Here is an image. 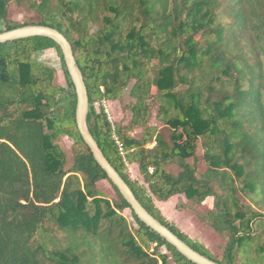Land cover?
Listing matches in <instances>:
<instances>
[{
    "label": "trees",
    "instance_id": "trees-1",
    "mask_svg": "<svg viewBox=\"0 0 264 264\" xmlns=\"http://www.w3.org/2000/svg\"><path fill=\"white\" fill-rule=\"evenodd\" d=\"M12 4L70 42L87 88L89 131L144 208L220 264H264V0H0V32L31 25L6 18ZM47 49L60 59L65 86L36 59ZM129 85L130 125H145L156 100L167 139H153L154 127L133 137L96 109ZM75 106L53 40L0 43V264H194L141 222L108 180L77 130ZM62 137L74 151L67 169ZM199 146L206 170L198 176L187 160ZM131 164L143 182L129 176ZM102 180L114 199L97 187ZM181 194L195 204L214 198L197 216L227 236L222 259L155 205Z\"/></svg>",
    "mask_w": 264,
    "mask_h": 264
},
{
    "label": "rangeland",
    "instance_id": "rangeland-1",
    "mask_svg": "<svg viewBox=\"0 0 264 264\" xmlns=\"http://www.w3.org/2000/svg\"><path fill=\"white\" fill-rule=\"evenodd\" d=\"M6 18L20 24H32L39 21V15L36 12L27 10L24 7H19L15 4H12L8 8ZM2 25L3 24L0 21V28ZM36 59L54 69V82L56 85L65 86V78L61 68L60 59L54 49H47L39 52L36 55ZM130 86L131 85H129V87L123 92L120 100H103L97 102L94 104L96 109L99 110L103 108L107 119H109L111 123L114 125L119 124L133 137L140 138L148 127H154L156 130L150 131L153 134V139H155L157 133H161L163 137L167 139L169 137V130L157 116L158 102L156 100H153L151 103L150 115L145 125H130L131 112L128 109V105L133 101L129 95ZM152 92L154 93V88H152ZM59 143L67 155V163L65 165V168L67 169L72 165L74 158L72 141L68 137H62L60 138ZM154 144L155 142L153 140L146 146L152 147ZM202 154L203 150L199 146L196 159L187 160V162L196 165V175L198 176L206 170V164L202 158ZM167 168L174 173L179 169L176 164H170ZM127 172L132 179L139 178L140 180L138 179V181L143 182V177L140 174L137 164L127 165ZM97 187L100 188L109 199H114L116 197V192L108 181L102 180L97 182ZM213 200V197H207L202 203L195 204L181 194L174 196L170 202H165L164 204H158L155 202V205L157 207L162 205V209L159 208L160 212L169 222L176 225L180 231L185 233L190 239L201 241L210 253L220 260L223 257L227 236L218 234L212 227L205 224L204 221L197 216L198 214H205L208 212L213 207ZM242 201L247 204L250 203L249 199L246 197ZM121 214L126 218L128 228L132 230L137 228V224L130 209L123 210ZM104 225L105 224L102 221L99 229L103 228ZM154 249L155 247L152 245L147 251L151 253ZM158 252L169 256L165 247H160ZM172 263V260L169 259L168 264Z\"/></svg>",
    "mask_w": 264,
    "mask_h": 264
},
{
    "label": "water",
    "instance_id": "water-1",
    "mask_svg": "<svg viewBox=\"0 0 264 264\" xmlns=\"http://www.w3.org/2000/svg\"><path fill=\"white\" fill-rule=\"evenodd\" d=\"M43 36L53 40L59 47L62 53L63 61L65 63L67 72L74 86L76 94L75 106V121L77 130L82 137L85 144L88 146L92 156L97 164L106 173L108 180L115 186L120 195L129 204L130 209L148 228L156 232L167 243L172 245L178 252H180L186 259L194 264H220L198 251L190 247L186 242L180 239L167 226L157 220L151 213H149L144 206L137 200L134 193L123 180L121 175L110 164L104 156L97 142L91 135L87 124V113L89 109L87 88L83 79L81 70L79 69L70 42L57 29L31 24L20 26L8 31L0 32V43L14 41L29 37Z\"/></svg>",
    "mask_w": 264,
    "mask_h": 264
},
{
    "label": "built area",
    "instance_id": "built-area-1",
    "mask_svg": "<svg viewBox=\"0 0 264 264\" xmlns=\"http://www.w3.org/2000/svg\"><path fill=\"white\" fill-rule=\"evenodd\" d=\"M108 121L111 123V121L109 119H108ZM113 138L115 139V142L118 145V149H119L120 153L123 154V145H122V143L119 141V139L115 135H113ZM149 171H152L151 167L149 168Z\"/></svg>",
    "mask_w": 264,
    "mask_h": 264
},
{
    "label": "crops",
    "instance_id": "crops-1",
    "mask_svg": "<svg viewBox=\"0 0 264 264\" xmlns=\"http://www.w3.org/2000/svg\"><path fill=\"white\" fill-rule=\"evenodd\" d=\"M138 179H139V178H138ZM138 179H137V180H138ZM139 180H140V179H139ZM140 182H141V181H140ZM172 199H173V197H171V198H170L169 200H167V201H156V200H155V202L158 203V204H164L165 202H170ZM158 206H159V205H158ZM161 206H162V205H161ZM161 206H159L158 208L162 209ZM160 209H159V210H160Z\"/></svg>",
    "mask_w": 264,
    "mask_h": 264
}]
</instances>
